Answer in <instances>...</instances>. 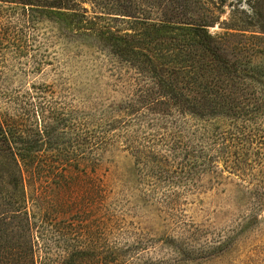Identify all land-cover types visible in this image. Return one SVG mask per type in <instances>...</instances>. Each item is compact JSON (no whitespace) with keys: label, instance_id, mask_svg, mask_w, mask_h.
<instances>
[{"label":"rangeland","instance_id":"374dc122","mask_svg":"<svg viewBox=\"0 0 264 264\" xmlns=\"http://www.w3.org/2000/svg\"><path fill=\"white\" fill-rule=\"evenodd\" d=\"M246 4L225 0L220 20ZM142 84L56 19L0 1V120L29 150L37 264H264V113L149 109Z\"/></svg>","mask_w":264,"mask_h":264},{"label":"trees","instance_id":"16d2710c","mask_svg":"<svg viewBox=\"0 0 264 264\" xmlns=\"http://www.w3.org/2000/svg\"><path fill=\"white\" fill-rule=\"evenodd\" d=\"M0 1L47 14L131 67L149 109L241 121L264 113V65L253 63L264 52L254 33H264V0H245L229 21L220 20L225 0ZM216 25L226 31L211 34ZM13 139L0 120V264H37L20 164L29 150Z\"/></svg>","mask_w":264,"mask_h":264}]
</instances>
